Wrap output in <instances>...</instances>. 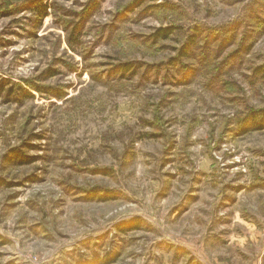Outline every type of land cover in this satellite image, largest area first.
Instances as JSON below:
<instances>
[{
  "label": "rangeland",
  "instance_id": "obj_1",
  "mask_svg": "<svg viewBox=\"0 0 264 264\" xmlns=\"http://www.w3.org/2000/svg\"><path fill=\"white\" fill-rule=\"evenodd\" d=\"M252 118L264 0H0V264H264Z\"/></svg>",
  "mask_w": 264,
  "mask_h": 264
},
{
  "label": "trees",
  "instance_id": "obj_2",
  "mask_svg": "<svg viewBox=\"0 0 264 264\" xmlns=\"http://www.w3.org/2000/svg\"><path fill=\"white\" fill-rule=\"evenodd\" d=\"M40 14H42L40 17H45L46 16V11H47V6H43L40 5L39 6V10H37ZM175 30H177L175 27H169V28H163V29H159L157 30V32L154 34V39L156 41L159 40H166L170 37V35L175 32ZM184 43L183 46L181 48L180 51V58H184L187 57L189 55L188 51L189 48H191L193 46V44L195 43V37H190V36H184ZM250 50V48L248 49ZM264 119V118H263ZM263 119L261 121H263ZM247 120V119H246ZM260 118H252L251 122L253 124L254 130H263L264 129V124L261 123V125H259V123L261 122ZM20 159L24 162H26L25 160H23V156H19Z\"/></svg>",
  "mask_w": 264,
  "mask_h": 264
}]
</instances>
